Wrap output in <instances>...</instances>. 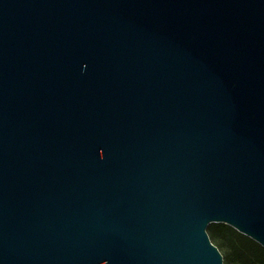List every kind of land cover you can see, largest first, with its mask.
Listing matches in <instances>:
<instances>
[{"label":"water","instance_id":"95a60500","mask_svg":"<svg viewBox=\"0 0 264 264\" xmlns=\"http://www.w3.org/2000/svg\"><path fill=\"white\" fill-rule=\"evenodd\" d=\"M264 248V0H0V264H224Z\"/></svg>","mask_w":264,"mask_h":264},{"label":"trees","instance_id":"16d2710c","mask_svg":"<svg viewBox=\"0 0 264 264\" xmlns=\"http://www.w3.org/2000/svg\"><path fill=\"white\" fill-rule=\"evenodd\" d=\"M228 230L235 234L240 240L239 244L233 245L232 247V254L235 260L234 264H264V248L253 240L239 234L237 231L224 224H211L208 227V231L211 232L214 241ZM211 241L219 249V246H217L213 240Z\"/></svg>","mask_w":264,"mask_h":264},{"label":"rangeland","instance_id":"374dc122","mask_svg":"<svg viewBox=\"0 0 264 264\" xmlns=\"http://www.w3.org/2000/svg\"><path fill=\"white\" fill-rule=\"evenodd\" d=\"M208 234L211 237V240H213V242H215V244L219 246V250L223 255L224 264H234L235 260L232 254V247L233 245H237L240 243L238 237L228 230L225 231L219 238H216V240L214 241V238H212L210 231H208Z\"/></svg>","mask_w":264,"mask_h":264}]
</instances>
